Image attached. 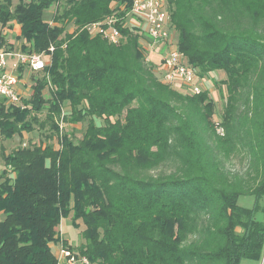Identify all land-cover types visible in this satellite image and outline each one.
<instances>
[{"label": "trees", "instance_id": "obj_1", "mask_svg": "<svg viewBox=\"0 0 264 264\" xmlns=\"http://www.w3.org/2000/svg\"><path fill=\"white\" fill-rule=\"evenodd\" d=\"M54 2L15 7L19 37L34 49L22 51L48 64L29 108L0 111V134L32 132L11 124L31 112L58 132L63 106L65 124L86 128L77 142L64 132L57 147L0 152V264H58L59 249L88 264H264V0L168 4L183 65L195 80L223 73L213 83L224 90L220 109L207 91L162 82L143 26L126 27L133 0H63L45 21ZM111 16L116 44L84 29ZM69 215L76 251L60 234Z\"/></svg>", "mask_w": 264, "mask_h": 264}, {"label": "rangeland", "instance_id": "obj_2", "mask_svg": "<svg viewBox=\"0 0 264 264\" xmlns=\"http://www.w3.org/2000/svg\"><path fill=\"white\" fill-rule=\"evenodd\" d=\"M21 2L25 3L29 0H20ZM19 0H0V7L3 8L4 12H8L10 14V21L7 22H0V51L4 52H24V50H34L30 44H26L23 38L19 37V28L14 23V10L15 7L19 4ZM64 8V2L61 0L59 3H52L49 5V7L45 10L43 14V19L45 21H52L54 18H57L62 14ZM131 20V17L127 18ZM134 19V18H132ZM136 23V22H135ZM60 24V23H58ZM137 26L139 25L136 23ZM51 25H54L53 22H51ZM126 27H129L128 25ZM74 27L70 24L66 26V32L71 33L73 32ZM143 31L146 33V26H143ZM172 37L171 40H173L176 43V33H171ZM143 37V34H141ZM145 38V36H144ZM170 40V41H171ZM144 43H148L145 42ZM147 44L146 46H148ZM156 46H160L158 44H151L150 47H148V53L151 52V50H154ZM157 48V47H156ZM50 50V49H49ZM45 56V54L43 53ZM149 59V55L148 58ZM162 70H156L155 73L162 77ZM43 72H27L24 69H21L20 74V81L21 84L18 85V92L22 94L21 100L16 105H10L6 101H4L2 98H0V111H7L9 107L18 108L19 111H22L26 108H29V105L26 106L25 102L31 101V94H32V86H34L35 82L34 80L43 78ZM223 73L222 72H216V73H210L206 77L196 80L197 85L202 91L209 92V95L214 103V106L216 109H220L222 107L223 99L221 97L224 95V90L222 89L219 91L213 86L214 82L219 81L222 79ZM163 78V77H162ZM162 82L164 84L169 85V87L183 95L186 93L189 94L185 87L180 82H174L172 84L167 83L164 79H162ZM25 85V86H24ZM44 94V100L49 99L48 92L46 90L43 91ZM45 106L43 108L44 111H47L48 103L44 104ZM63 112L60 113L59 118H55V124L57 123L58 126V132L53 131L49 125V122L46 120L45 113L41 114H33L32 112L25 116L24 121L20 123H11L12 126H16V128L21 127H31L32 132H26L25 130H22V134L14 135L11 138L5 139L0 134V152H3L4 154H9L11 151L16 150L21 147H28L31 144H41L42 146H52L57 147L59 143V137H61L62 133L69 134L74 142H77L81 139L83 132L86 128V122L83 124H65L64 118H66L67 114H69L68 108L66 106H63ZM65 114V115H64ZM64 115V116H63ZM237 165V164H236ZM236 168H239L237 165ZM4 169V162L3 157L0 155V172H2ZM238 204L242 207H248L250 208L252 206V199L250 198H240L238 200ZM4 216L3 214H0V220H3ZM60 234L63 240H65V243L68 246H71L75 251L77 247L81 244V238L78 235L77 229L72 225L71 222V215H69L67 218H64L61 220L60 223ZM241 264H257L254 261L250 260H243Z\"/></svg>", "mask_w": 264, "mask_h": 264}, {"label": "built area", "instance_id": "obj_3", "mask_svg": "<svg viewBox=\"0 0 264 264\" xmlns=\"http://www.w3.org/2000/svg\"><path fill=\"white\" fill-rule=\"evenodd\" d=\"M172 0H133L126 18L131 17L138 26H146L145 35L156 46L159 61L162 63L163 79L172 84L180 82L189 94L197 95L200 88L190 69L183 65V56L178 52L176 43L171 40V27L168 4ZM134 18V19H132ZM115 16L108 17L102 23L87 25L84 29L92 35H99L111 44L120 38ZM137 26V24L133 25ZM171 40V41H170ZM50 48V52H52ZM148 61V60H147ZM48 61L43 54L34 52L0 51V98L10 105H16L22 98L18 92L21 84V69L27 72H42ZM25 86V85H24ZM58 264H88L84 258H76L63 249L58 250Z\"/></svg>", "mask_w": 264, "mask_h": 264}, {"label": "crops", "instance_id": "obj_4", "mask_svg": "<svg viewBox=\"0 0 264 264\" xmlns=\"http://www.w3.org/2000/svg\"><path fill=\"white\" fill-rule=\"evenodd\" d=\"M135 24H136L135 20H129V19L126 20V25H135ZM155 48L154 50H151V52L149 53V59L155 63H159V55L157 54V51H156L157 49ZM161 68L159 67L160 70H162Z\"/></svg>", "mask_w": 264, "mask_h": 264}]
</instances>
